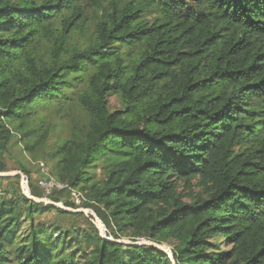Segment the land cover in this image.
I'll return each mask as SVG.
<instances>
[{
  "label": "trees",
  "instance_id": "trees-1",
  "mask_svg": "<svg viewBox=\"0 0 264 264\" xmlns=\"http://www.w3.org/2000/svg\"><path fill=\"white\" fill-rule=\"evenodd\" d=\"M15 158L114 241L264 264V0H0V173ZM93 221L0 177V264H172Z\"/></svg>",
  "mask_w": 264,
  "mask_h": 264
},
{
  "label": "water",
  "instance_id": "water-1",
  "mask_svg": "<svg viewBox=\"0 0 264 264\" xmlns=\"http://www.w3.org/2000/svg\"><path fill=\"white\" fill-rule=\"evenodd\" d=\"M15 176H19L21 179V187H22V191L25 197H27L29 200L36 202V203H44L47 205H50L54 208L63 210L67 213L70 214H83L86 217H91L94 221L93 224L96 226V228L98 229V231L100 232V236L101 238L114 242V243H118L121 245H126V246H134V247H138V246H142V245H149L154 247L157 250L163 251L165 253H167V255L169 256V258L172 261V264H174V260L172 258V253L171 250L165 246L162 245H157L155 243H151V242H147V241H141V242H130L128 240H118V241H114L112 238H107L105 235V228L104 225L102 224V222L97 218V216L91 211V210H85V209H77V210H73V209H69V208H65L62 204H57V203H53L47 199H38V198H34L30 195L29 192V187H28V182L25 178V176L20 173V172H8V173H0V177H15Z\"/></svg>",
  "mask_w": 264,
  "mask_h": 264
},
{
  "label": "rangeland",
  "instance_id": "rangeland-1",
  "mask_svg": "<svg viewBox=\"0 0 264 264\" xmlns=\"http://www.w3.org/2000/svg\"><path fill=\"white\" fill-rule=\"evenodd\" d=\"M109 103H110V107L112 109H116L119 106L117 98L115 96L111 97L109 99ZM70 117L77 119V122L79 124L82 121V117L79 114H77L75 111H68L67 115L65 116V120L69 119ZM53 121L56 122L59 125L58 129H60V130L62 129V127L64 128L65 124H67L65 121H63V123L60 122L59 113L57 115L53 114ZM14 154L16 156H18V154H19L18 150H15ZM22 156L23 157H20L19 159L22 161L23 164H25L27 166L28 169L31 170L33 178L35 180H38V179L40 180V174L37 173V170H38V167H39V162H42V161H40V159H32L30 156H27V155H22ZM15 160H16V158L13 161L8 162L9 169L11 170L10 172H19V171H17V166L15 164ZM45 168L47 169V173L42 172V174H44V175L49 174L51 172V170H52L51 163L46 162ZM184 192H186V191L183 190V193H182L183 196L186 195ZM76 203H78V201H76ZM55 218H56V214L55 213H51V214L47 215V219L48 220L52 221ZM60 222H61L62 226L66 227V226L70 225L73 222V220L71 218H64V219L60 220ZM74 224H77L78 226H81L83 223H82L81 220H79L78 222H76ZM162 246H165V247L169 248L167 245H162Z\"/></svg>",
  "mask_w": 264,
  "mask_h": 264
},
{
  "label": "built area",
  "instance_id": "built-area-1",
  "mask_svg": "<svg viewBox=\"0 0 264 264\" xmlns=\"http://www.w3.org/2000/svg\"><path fill=\"white\" fill-rule=\"evenodd\" d=\"M39 167L41 168V172L47 173V169L45 168L44 164L39 163ZM46 176L47 179L43 180L40 183V186L47 194H49L51 190H62L65 188L64 185L56 182L54 179L49 177L48 174H46Z\"/></svg>",
  "mask_w": 264,
  "mask_h": 264
}]
</instances>
